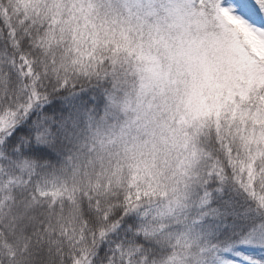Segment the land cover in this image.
Segmentation results:
<instances>
[{
  "label": "snow or ice",
  "instance_id": "1",
  "mask_svg": "<svg viewBox=\"0 0 264 264\" xmlns=\"http://www.w3.org/2000/svg\"><path fill=\"white\" fill-rule=\"evenodd\" d=\"M0 264H264V0H0Z\"/></svg>",
  "mask_w": 264,
  "mask_h": 264
}]
</instances>
